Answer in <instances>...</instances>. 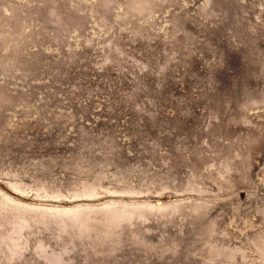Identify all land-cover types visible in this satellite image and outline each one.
Masks as SVG:
<instances>
[{"label": "rangeland", "instance_id": "374dc122", "mask_svg": "<svg viewBox=\"0 0 264 264\" xmlns=\"http://www.w3.org/2000/svg\"><path fill=\"white\" fill-rule=\"evenodd\" d=\"M111 3L0 1V188L44 203L6 185L64 189L96 170L147 190L51 199L59 214L0 194V264H264V104L241 119L264 97V0ZM186 185L203 191L157 192ZM196 205L214 224L189 235Z\"/></svg>", "mask_w": 264, "mask_h": 264}, {"label": "bare ground", "instance_id": "6f19581e", "mask_svg": "<svg viewBox=\"0 0 264 264\" xmlns=\"http://www.w3.org/2000/svg\"><path fill=\"white\" fill-rule=\"evenodd\" d=\"M1 1V0H0ZM113 1V0H112ZM111 1V2H112ZM110 2V0H97V5H98V8L101 10V12L105 15V12L107 13L108 12V10H109V8H110V5L111 4H113V3H111ZM121 2H122V6H123V9H125V10H127L128 11V13H130V14H132L133 13V10H134V13L135 14H141L144 10H147V9H149L148 7H151V5H152V2H153V0H135V1H131L130 3H129V1H126V0H121ZM1 5V4H0ZM240 11V10H239ZM134 14V15H135ZM107 16V15H106ZM135 16H137V15H135ZM59 19V18H58ZM240 19V18H239ZM242 20V19H241ZM59 21V20H58ZM62 21V20H61ZM243 21V20H242ZM65 22V21H64ZM68 23V22H67ZM246 24V23H245ZM242 26H244V25H242ZM245 27V26H244ZM245 29H247V28H244V30ZM246 31V30H245ZM248 32V31H247ZM249 35V34H248ZM251 36V35H250ZM252 38V37H251ZM251 38H249L250 40H252ZM245 39H246V37H245ZM248 39V38H247ZM227 41V40H226ZM248 42V41H247ZM250 42V41H249ZM227 43V42H226ZM245 43V42H244ZM222 44V43H221ZM225 44V43H224ZM253 44V43H252ZM248 45H249V43H248ZM251 46V45H250ZM249 47V46H248ZM226 48V47H225ZM224 48V49H225ZM250 48H252L253 49V47L251 46ZM223 49V48H222ZM223 49V50H224ZM251 49V50H252ZM254 50H256L255 48H254ZM224 52V51H223ZM230 52V51H229ZM238 52V51H237ZM257 52V51H256ZM255 52V53H256ZM253 53H254V51H253ZM252 52H251V54H253ZM229 56H230V54H229ZM231 57V56H230ZM233 57V56H232ZM234 58V57H233ZM235 64V63H234ZM243 98V97H242ZM237 103V102H236ZM238 104V103H237ZM240 104V103H239ZM264 104V97H263V99H260L259 101H257V102H252V101H247L246 103H244V107L242 108V114H241V119L243 120V122H245L246 124H249V125H254L255 123H254V121H252V119L250 118V116H252V115H250L249 116V111H251V110H253V109H255V108H257V107H260L261 105H263ZM239 106V105H238ZM58 114V113H57ZM72 115V114H71ZM73 116V115H72ZM63 117V116H62ZM74 117V116H73ZM75 118V117H74ZM74 118H71V119H74ZM77 118V117H76ZM70 119V118H69ZM68 119V120H69ZM67 120V119H66ZM231 120H236L234 117H232V119ZM230 120V121H231ZM6 121V120H5ZM215 123V122H214ZM170 125V124H169ZM216 125V124H215ZM262 126V125H261ZM70 127V126H69ZM177 128V127H176ZM108 131V130H107ZM172 132V131H171ZM67 134V133H66ZM91 136V135H90ZM102 136V135H101ZM174 136V135H173ZM249 136H250V134H249ZM203 137V136H202ZM201 137V138H202ZM251 138H252V135L250 136ZM85 139H86V137H85ZM91 139V138H90ZM93 139V138H92ZM117 139V138H116ZM182 139V138H181ZM185 139V138H184ZM183 139V140H184ZM179 140H180V137H179ZM251 139H249V141H250ZM128 141V140H127ZM177 141V140H176ZM182 141V140H181ZM41 142V141H40ZM86 142H87V140H86ZM89 142V141H88ZM92 142V141H91ZM90 142V143H91ZM94 142V141H93ZM204 142V141H203ZM206 142V141H205ZM251 142V141H250ZM179 143V142H178ZM16 144V143H15ZM57 144V143H56ZM95 144V143H94ZM101 144V143H100ZM43 145V144H42ZM85 145V144H84ZM92 145V144H91ZM205 145H206V143H205ZM1 146V145H0ZM204 146V145H203ZM66 147V146H65ZM87 147V146H86ZM91 147V146H90ZM95 146H93V148H94ZM88 148V147H87ZM86 148V149H87ZM92 148V147H91ZM91 148H90V150H91ZM206 148H208V147H206ZM95 149V148H94ZM83 151V150H82ZM92 151V150H91ZM90 151V152H91ZM94 151V150H93ZM96 151V150H95ZM87 153V152H86ZM258 153H260L259 151H258ZM77 155H78V153H76ZM84 154V153H83ZM179 154V153H178ZM80 155V154H79ZM87 155V154H86ZM91 155H92V153H91ZM257 155V154H256ZM88 156V155H87ZM103 156V155H102ZM9 157V156H8ZM11 157V156H10ZM95 158V157H94ZM12 159V158H11ZM97 159V158H96ZM98 159H100V158H98ZM102 160H104V159H102ZM236 160V159H235ZM257 160V159H256ZM234 163V162H233ZM86 166L87 167H89L90 165L88 164V163H86ZM261 167V166H260ZM259 168V167H258ZM257 168V169H258ZM264 171V170H263ZM256 173V172H255ZM112 176H114V175H112ZM108 177H110V176H107V174L105 173V171H96V170H93L88 176H86L85 178H77V181H75V182H73V181H69V182H71V183H66V185H65V187H64V189H61V187H59V186H57V187H47V186H43V185H37V186H30V185H26V184H24L23 183V181L22 180H12V181H9L10 182V184H7L6 185V187H8L9 189H12L15 193H16V195H18V194H22L23 196H26L27 194H29L30 192L33 194V197L35 198V199H43V198H46V199H60V198H66V199H69V200H74V199H77V198H87V199H91V198H94V197H97V196H99V195H103V194H112V195H116V196H123V195H135V194H140V193H142V192H144V191H146L147 190V188L146 189H142V188H133V187H130V186H127V185H125V184H123L122 183V175H119L118 177L117 176H115V177H117L116 178V184H114V185H109L108 183L107 184H104L103 185V183H102V180L103 179H105V178H108ZM134 178V177H133ZM255 179V178H254ZM145 186V185H144ZM107 188H109L108 190H107ZM166 188H169L170 190H172V192L173 193H180V192H182V191H185V190H190V191H203L199 186H189V185H186V186H184V187H178V188H175V187H168V186H162V187H160L158 190H157V192H160L161 190H164V189H166ZM155 189V188H154ZM169 191V190H168ZM171 192V191H170ZM258 192V191H257ZM206 193V192H205ZM263 193V192H262ZM0 194H5L6 195V199L7 200H9V201H11L13 204H15L16 205V208L17 209H20V210H22V211H29V210H34V209H39L40 207H43V208H45V209H52V210H55L56 211V213H65L66 211H69L70 210V208H65L64 206H60V205H58V204H54V203H52V202H49L50 200H48V202H44V203H40V202H30V201H26V200H22V199H20V198H18V197H16V196H14V195H11V194H9V193H7L6 191H4L3 189H1L0 188ZM168 195V194H167ZM192 195V194H191ZM255 195V194H254ZM161 196V195H160ZM185 196V195H184ZM248 196V195H247ZM259 196V195H258ZM105 197H108V196H105ZM179 197V196H178ZM262 197V196H261ZM32 198V197H31ZM111 198V197H110ZM108 199V200H106V201H104V202H102L101 203V205H103V207H105V208H108V207H110L111 205L110 204H112V203H114V202H118V201H116V200H114L113 198L112 199ZM115 198V197H114ZM118 199L120 198V197H117ZM173 198V197H172ZM193 198V197H192ZM204 198V197H203ZM257 198V197H256ZM262 198H264V197H262ZM261 198V199H262ZM99 199V198H98ZM187 199H189V198H187ZM190 199H191V197H190ZM201 199H202V197H201ZM207 199V198H206ZM209 199V198H208ZM83 200V199H82ZM129 200V199H128ZM141 199H139L138 200V202L140 201ZM143 200H145V199H143ZM180 200V199H179ZM196 200V199H195ZM198 200V199H197ZM205 200V199H204ZM257 200V199H256ZM260 200V199H259ZM45 201H47V200H45ZM71 201V202H72ZM96 201H98V200H96ZM122 201V200H121ZM133 201V200H132ZM136 201V200H135ZM153 201V200H152ZM174 201V200H173ZM202 201V200H201ZM200 201V202H201ZM206 201V200H205ZM218 201H220V200H218ZM260 201H262V200H260ZM259 201V202H260ZM59 202V201H58ZM68 202H70V201H68ZM85 202V201H84ZM90 202V201H89ZM125 202V201H124ZM145 202V201H144ZM149 202H151L150 200H149ZM175 202H177L176 200H175ZM174 202V203H175ZM206 202H208V200L206 201ZM211 202H212V199H211ZM214 202V201H213ZM216 202V201H215ZM221 202V201H220ZM56 203V202H55ZM91 203V202H90ZM100 203V202H99ZM132 203V202H131ZM154 203V202H153ZM166 203V202H165ZM264 203V202H263ZM262 203V204H263ZM87 204V203H86ZM133 204V203H132ZM139 204V203H138ZM156 204V203H155ZM164 204V203H163ZM77 205V204H76ZM88 205V204H87ZM91 206L93 205L94 206V204H90ZM157 205V204H156ZM227 205V204H226ZM231 205V204H230ZM260 205V204H259ZM74 206V205H73ZM95 206H96V204H95ZM163 205L162 204H158V207H162ZM240 206V205H239ZM80 207H82V206H76L74 209H72V210H76V209H78V208H80ZM229 207H231V206H229ZM234 208H235V206H233ZM195 208H196V214L194 215V216H191V220H192V222L191 221H186L185 223H182L181 224V227L184 229V232L186 231V233L188 232V234L190 235H192V234H197L198 232H200L201 231V233H202V230H204V228H205V226H208V227H212V225L214 224L213 223V221L211 222V221H207V222H205V223H203L202 222V219H203V217H204V214H205V212H204V210H203V208H202V206H195ZM250 208V207H249ZM182 206H177L176 207V212L177 213H183V214H185V212H183L182 211ZM193 211V210H192ZM250 211V210H249ZM242 214V213H241ZM151 216V215H150ZM234 216V215H233ZM242 216V215H241ZM152 217V216H151ZM240 218V217H239ZM254 218V217H253ZM255 220V219H254ZM168 221V220H167ZM252 221V220H251ZM250 221V224H252V222ZM135 223V222H134ZM158 223V222H157ZM155 224V223H154ZM156 225V224H155ZM178 225V224H177ZM205 225V226H204ZM255 225V224H254ZM160 226V225H159ZM166 226V225H165ZM257 226V225H256ZM151 227V226H150ZM154 227V226H153ZM174 227V226H173ZM157 228H158V226H157ZM165 228V227H164ZM171 228V227H170ZM163 229V228H162ZM166 229V228H165ZM153 230V229H152ZM174 230V229H173ZM209 230V229H208ZM157 231H159V230H157ZM168 231V230H167ZM177 231V230H176ZM156 232V231H155ZM160 232V231H159ZM163 232V231H162ZM170 232V231H169ZM169 232H166V233H169ZM175 232V231H174ZM237 232V231H236ZM165 233V234H166ZM141 234V233H140ZM155 234V233H154ZM163 234V233H162ZM144 235V234H143ZM151 235V234H150ZM168 235V234H167ZM170 235H172V234H170ZM170 235H168V236H170ZM177 235V234H176ZM184 235H185V233H184ZM189 235H187V236H189ZM198 235H201V234H198ZM197 235V236H198ZM132 236V235H131ZM154 236V235H153ZM159 236H161V235H159ZM175 237V235H174V233H173V235L171 236V238L172 237ZM177 236H179V235H177ZM197 236H195V237H197ZM151 238H152V236H150ZM149 237V238H150ZM163 237H164V235H163ZM173 237V238H174ZM184 237V236H183ZM191 237V236H190ZM166 237H164V239H165ZM169 238V237H168ZM176 238V237H175ZM188 238V237H187ZM199 238H201V237H199ZM204 238V237H203ZM148 239V238H147ZM162 239V238H161ZM164 239H163V241H164ZM180 239V238H179ZM182 239V238H181ZM189 239H191V238H189ZM193 239V238H192ZM191 239V240H192ZM197 239V238H196ZM152 240V239H151ZM156 240H158V239H156ZM177 240V239H176ZM183 240V239H182ZM190 240V241H191ZM198 240V239H197ZM159 241V240H158ZM187 241H189V240H187ZM160 242V241H159ZM165 242V241H164ZM185 242H186V240H185ZM197 242V241H196ZM196 242H195V244H196ZM168 243V242H167ZM190 243V242H189ZM172 244V243H171ZM187 244V243H186ZM192 244H194V242L192 243ZM198 244H200V242L198 243ZM188 245V244H187ZM125 246V245H124ZM183 246V245H182ZM181 246V247H182ZM188 246H190V245H188ZM192 246V245H191ZM197 246V245H196ZM127 247V246H126ZM181 247H180V249H181ZM184 247V246H183ZM124 248V247H123ZM128 249V248H127ZM124 250H125V248H124ZM179 250V249H178ZM129 251V250H128ZM126 252V251H125ZM127 254H128V252H127ZM139 254V253H138ZM142 254V253H141ZM155 254V253H154ZM120 255H121V253H120ZM125 255V254H124ZM175 255V254H174ZM126 257V256H125ZM142 257H144L143 256V254H142ZM171 257V256H170ZM141 258V257H140ZM172 258V257H171ZM183 258H184V256H183ZM122 259V258H121ZM173 259V258H172ZM177 260H178V258H176ZM175 259V260H176ZM119 260V259H118ZM166 260V259H165ZM164 260V261H165ZM175 260H173V261H175ZM185 260H186V258H185ZM108 261V260H107ZM142 261H143V259H142ZM163 261V262H164ZM196 261V260H195ZM109 262V261H108ZM107 262V263H108ZM130 262V261H129ZM128 262V263H129ZM148 262V261H147ZM161 262V261H160ZM169 262V261H168ZM168 262H167V264H168ZM172 262V261H171ZM178 262H179V260H178ZM177 262V263H178ZM184 262V261H183ZM119 263V262H118ZM126 263V262H125ZM131 263H132V261H131ZM145 263V262H144ZM144 263H142V264H144ZM170 263V262H169ZM174 263V262H173ZM172 263V264H173ZM176 263V262H175ZM194 263H197V262H194ZM111 264H113V262H111ZM117 264V263H116ZM119 264H121V263H119ZM147 264V263H146ZM158 264V263H157ZM160 264V263H159ZM163 264V263H162ZM179 264H183V263H179ZM184 264H186V263H184Z\"/></svg>", "mask_w": 264, "mask_h": 264}]
</instances>
